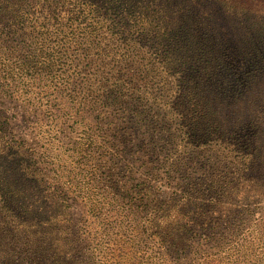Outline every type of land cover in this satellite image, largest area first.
<instances>
[{
    "label": "rangeland",
    "instance_id": "374dc122",
    "mask_svg": "<svg viewBox=\"0 0 264 264\" xmlns=\"http://www.w3.org/2000/svg\"><path fill=\"white\" fill-rule=\"evenodd\" d=\"M146 1L0 15V264H264V0Z\"/></svg>",
    "mask_w": 264,
    "mask_h": 264
},
{
    "label": "trees",
    "instance_id": "16d2710c",
    "mask_svg": "<svg viewBox=\"0 0 264 264\" xmlns=\"http://www.w3.org/2000/svg\"><path fill=\"white\" fill-rule=\"evenodd\" d=\"M23 1H25V0H3V1H1L0 0V15L2 14L3 16H5V13L7 12V11H13V10H16V7H19L20 6V4L23 2ZM119 0H99V3H103V2H105V3H108L109 5H112L113 3H116V2H118ZM144 2H147L146 0H143ZM168 1V3H167V6H170V7H172L173 5H176L177 7H179V15L180 16H185V14L184 13H180V11H181V9H180V6H185V1H181V0H161V2H167ZM128 2H131V1H128ZM198 3H201V1H197ZM99 3L97 4L98 5V7H101L100 5H99ZM135 3H136V0H135ZM209 4H212V0L211 1H209ZM193 13H196V11L194 10L193 11ZM166 14H167V12L165 11V13L163 14V15H165L166 16ZM227 17H231V14H229ZM240 19H238V21H239ZM182 23V22H181ZM181 23H180V26H181ZM237 23V22H236ZM239 23V25H240V21L238 22ZM171 24L174 26V28H173V30L172 31H170V32H176V34H177V26L176 25H174V23H172L171 22ZM166 212V211H165ZM157 216L158 215H156V218H157ZM169 218V216H165L164 217V219L162 220V221H164L165 219H168ZM155 221V220H154ZM153 221V222H154ZM170 225L169 224H167V225H165L164 227H162L161 228V230L159 229V231L157 232V233H155V237H157L158 239H160V243H163V238H166V237H164L163 235H168V232H169V229H168V227H169ZM155 227V226H154ZM152 230V229H151ZM153 231V230H152ZM151 231V232H152ZM153 234V233H152ZM154 235V234H153Z\"/></svg>",
    "mask_w": 264,
    "mask_h": 264
}]
</instances>
